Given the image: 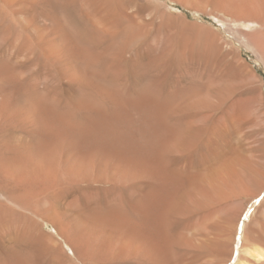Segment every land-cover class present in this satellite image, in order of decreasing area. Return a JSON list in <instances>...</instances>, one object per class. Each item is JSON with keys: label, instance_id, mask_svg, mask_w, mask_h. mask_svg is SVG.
Instances as JSON below:
<instances>
[{"label": "bare ground", "instance_id": "obj_1", "mask_svg": "<svg viewBox=\"0 0 264 264\" xmlns=\"http://www.w3.org/2000/svg\"><path fill=\"white\" fill-rule=\"evenodd\" d=\"M40 1L0 0V17L23 16L26 25L22 22L21 30L32 37L36 32L34 29V33L30 32L34 23L30 26L29 16L33 14V5L37 2L39 5ZM201 1L210 3L214 9L223 7L226 13L238 18L239 25L252 29L259 21L257 11L264 8V0ZM44 25L42 28L52 26ZM42 28L35 35L39 46L40 42H46L50 32L45 34ZM54 28L51 27L52 31L57 29ZM56 35L55 31L52 37L55 39ZM56 44L51 45L53 51L59 50L54 57L61 59L67 44L65 41ZM69 50L64 54H69ZM210 75L207 81L211 89L219 87L221 80L228 89L246 82L254 96L230 99L224 110L226 117L219 115L210 133L202 124L209 115H199L197 122L188 119L184 124L178 123L170 117L171 100L169 104L153 101L150 98L157 94L151 96L148 92L151 97L143 101L146 94L140 95L141 99L133 103L136 108L141 107V113L144 111L141 115L146 120L142 130L145 142L134 147L132 144L138 141L116 124L118 109L91 110L88 103L81 101L82 109H86L82 110V122L79 125L77 121V125L71 115L70 118L62 111L56 113L51 106L50 109L37 106L36 110L33 103L36 97L33 104L27 101L23 106L14 103L16 99L14 102L9 99L10 95L1 99L0 120L8 122L0 127V264H122L131 260L138 264H167L166 260L171 258L173 264H180L173 251L178 244L184 249L181 252L184 264H228L232 258V264H264V208L244 223L238 246L228 245L233 229H238L247 196L255 199L264 190V133L258 131L253 141L230 140L224 146L211 139L228 122L240 136L244 133V122L249 119L262 128V86L255 83V75L235 81ZM212 93L208 89L201 98H213ZM8 94L13 95L11 91ZM104 168H109L108 176L112 179L116 177L120 184L129 185L125 201V194L117 190L111 198L110 193L106 194L109 199L100 207L95 204V194L82 192L86 202L78 203L79 196L73 197L67 204L75 209L71 214L58 209L59 202L55 200L59 201L58 196L69 191L71 185H77L75 175H86L91 169L101 174ZM99 177L103 176L98 174ZM183 211L188 212V221L179 230L171 231L172 216ZM12 220L13 229L8 222ZM45 224H50L53 232L46 239L36 237L33 227L42 229ZM30 244L35 247L32 249Z\"/></svg>", "mask_w": 264, "mask_h": 264}, {"label": "rangeland", "instance_id": "obj_2", "mask_svg": "<svg viewBox=\"0 0 264 264\" xmlns=\"http://www.w3.org/2000/svg\"><path fill=\"white\" fill-rule=\"evenodd\" d=\"M43 3H45L44 6L41 5ZM34 5L33 14L29 16L32 21L30 26L34 23L30 32H33L34 29L37 33L38 28H42L41 25H47L48 22L52 25L42 28L44 31L46 30L45 34L48 30L50 32L45 37L48 40V42L46 40L47 44L40 42V46L50 48L51 45L65 41L66 47L70 49H68L69 54L73 50L72 47L74 48L72 52L76 54L71 53L73 57L64 54L68 53L67 48L64 47L67 51L63 49L62 60L58 59L54 57V54L59 51L58 49L53 51L52 47L50 50H43V46L38 45L36 33H32L34 39L24 29L21 30L22 22L25 20L22 19L23 16L21 18L19 16L20 19L0 17V101L10 95L12 98L9 99L13 102L16 99L14 103L23 106L27 101L32 103L36 97L34 101L37 103L33 102L34 106L36 105L35 108L40 106L50 109L51 106V109L53 108L52 110L56 113L62 111V114L66 115L67 113L69 117L71 115L73 122L78 121L79 125L82 122V110L86 109H82L81 101L88 103L91 110L100 107H105L104 109L110 111L118 109L116 111L120 115L114 118L117 126L128 130L127 132L138 141L133 143L132 147L145 142L142 131L146 121L142 119L144 111L142 110L141 113V107L138 109L133 103L139 100L140 95L146 94L142 96V98H146H140L143 101H146L147 97L150 98L152 94H157L150 98L153 101L161 100L169 104L168 102L171 100L170 117L172 116V120L178 123L184 124V120L188 119L197 122L196 118L199 115H209L202 123L207 132H212V127L217 123L219 115L226 117L224 110L230 99L254 96V92L247 88L250 84L246 82L241 86L236 85L232 89H228V85L225 86L224 80H221L222 84H219V87L209 88L207 78L211 73L210 76L216 77L217 75V78L228 79V81L255 75V83L262 86L263 105L260 112L264 113L263 7L257 11L259 21L253 24L255 26L252 29L247 25H239L238 18L226 13L223 7L214 9L210 3H203L201 0H42L39 2L42 7L38 5V2L37 5ZM23 25L26 23L23 22ZM51 27L52 29L53 27L57 28H54L57 39L52 37L53 34L55 35V31H52ZM58 30L61 35L58 34ZM66 32L71 38L62 35ZM62 36L66 39L64 40ZM58 37H60L59 40ZM32 38L34 41L36 40L37 44L32 42ZM74 40L77 41L75 43L79 47L74 45ZM68 44L73 45L69 46ZM52 51L53 54H51ZM36 52L41 57L37 56ZM44 52L46 55L43 54ZM65 55L66 58L68 57V61L64 58ZM208 89L210 94L213 92L214 97H210L208 100L201 98ZM10 91L13 95L8 94ZM30 92H33L34 95L32 96ZM148 92H151V96H149L150 93L147 96ZM36 94L39 95L36 96ZM164 94L174 97L170 98ZM15 95L21 96L18 98ZM25 95L28 97L27 99L23 97ZM76 101L81 106H78ZM172 103H175V106ZM172 106L175 108L173 109ZM262 115L264 119V114ZM7 122L1 119L0 127L6 126ZM244 124L243 132L245 134L241 132V136L233 131L231 123L228 122V125L226 124L228 127L220 128V131L216 132V135L211 139L224 146L230 140L234 142L237 140L253 141L258 137L256 134L258 131L264 133V125L259 128L252 119L245 121ZM125 126L127 127L125 128ZM136 133L137 135H135ZM142 136L143 138H141ZM142 139L144 140L142 141ZM61 172L62 175H66L64 171ZM98 174L103 177L98 179ZM77 175H75L77 178L74 181L78 186L71 185L68 188L69 191L62 193L58 198L56 196L59 200H55V202H59L58 209L67 215L75 211L67 205L73 197L79 196L78 203L86 202L82 192L95 194L96 206L100 204L103 206L107 199L114 195V191L118 190L126 195L130 188L128 184H120L116 177L112 179L111 176H108L110 175L109 168L103 170L101 174L96 172V169H91L88 173L86 172V175L82 173ZM115 182L118 186L114 184ZM106 194H109V197ZM125 195L123 201L127 198ZM96 197L100 200L99 202ZM101 205L100 207H102ZM245 207L238 229H233L232 238L228 240L230 247L238 246L244 223L264 208V190L255 199H250L247 196ZM184 212L172 216L171 231L179 230L183 223L188 221L189 215L186 216L188 212ZM8 222L12 224L10 227L13 229V220ZM50 226V224H45L42 229L35 226L33 233L36 237L46 239V235L53 232V228ZM188 234L190 235L191 232ZM30 245L32 246V244ZM33 247L35 246L33 245L32 249ZM183 250L179 244L175 245L173 249L174 256L180 260V264L185 263L181 255ZM33 255H36L35 251ZM34 258L37 259L36 256ZM166 261L167 264H173V258ZM232 263L233 258L228 264ZM122 264L138 263L131 260Z\"/></svg>", "mask_w": 264, "mask_h": 264}]
</instances>
